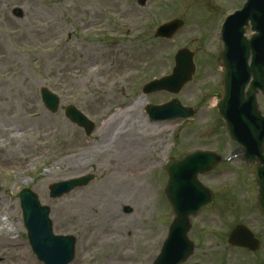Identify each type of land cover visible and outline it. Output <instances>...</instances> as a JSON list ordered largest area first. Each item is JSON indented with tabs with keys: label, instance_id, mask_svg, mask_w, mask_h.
Instances as JSON below:
<instances>
[{
	"label": "rangeland",
	"instance_id": "374dc122",
	"mask_svg": "<svg viewBox=\"0 0 264 264\" xmlns=\"http://www.w3.org/2000/svg\"><path fill=\"white\" fill-rule=\"evenodd\" d=\"M244 1L0 0V264H43L23 224L19 192L26 187L50 208L56 234L76 236L71 264L153 263L174 218L164 192L167 154L180 157L197 149L223 156L240 153L215 103L222 91L217 60L222 26ZM15 8L23 10L22 18L13 15ZM176 18L184 26L173 38L154 37L161 23ZM183 47L194 52L193 80L179 94L145 95L144 85L169 75ZM42 86L61 98L57 113L44 106ZM173 98L195 108L196 115L148 120L146 105ZM70 104L96 123L92 135L65 117ZM259 104L264 114V97ZM127 116H137L139 138L153 139L150 146L141 145L134 167L124 168L128 160L116 141L134 129ZM114 124L112 139L100 142L106 125ZM131 170L135 176L128 174ZM89 173L94 176L85 186L50 197L51 184ZM199 180L213 191L215 203L192 217L189 237L197 249L190 264L243 259V251L227 247L229 228L236 223L261 233L256 254L264 264V219L251 167L236 157ZM117 190L138 194V201L118 204L113 211L108 198ZM115 212L119 219H113Z\"/></svg>",
	"mask_w": 264,
	"mask_h": 264
},
{
	"label": "water",
	"instance_id": "95a60500",
	"mask_svg": "<svg viewBox=\"0 0 264 264\" xmlns=\"http://www.w3.org/2000/svg\"><path fill=\"white\" fill-rule=\"evenodd\" d=\"M16 14L20 15L21 11L17 10ZM249 21L252 29L256 31L251 40L244 36V26H248ZM182 24V21L166 24L158 29L156 35L170 37ZM224 40L225 51L220 57L224 64V93L219 109L233 139L244 146L246 161L254 167L259 185L258 203L264 213V118L256 101L258 89L264 92V0H247L244 9L228 19ZM251 53L253 61L249 66ZM194 71L192 53L181 50L176 56L173 75L150 83L145 91L167 88L178 92L192 78ZM251 76L253 80L245 93L244 88ZM41 92L46 106L56 112L60 103L58 97L46 88H42ZM148 110L154 118L188 117L194 114L191 108H182L177 100L155 109L150 106ZM66 114L84 126L87 133L93 130V123L75 107H68ZM220 160L217 154L204 151L195 152L179 160L172 159L168 163L170 177L166 192L176 219L171 226L163 252L155 264H179L194 250L193 244L187 238L190 228L189 216L196 215L203 208L213 204L212 193L197 180V174L211 170ZM88 180L89 178H85L52 185L51 196H60L74 185L84 184ZM20 196L29 237L39 258L46 264H66L73 257L74 238L52 234L48 220L49 209L40 206L37 195L26 189ZM230 243L251 249L258 246V241L244 226H238L233 231Z\"/></svg>",
	"mask_w": 264,
	"mask_h": 264
},
{
	"label": "bare ground",
	"instance_id": "6f19581e",
	"mask_svg": "<svg viewBox=\"0 0 264 264\" xmlns=\"http://www.w3.org/2000/svg\"><path fill=\"white\" fill-rule=\"evenodd\" d=\"M127 118H130V117L127 116ZM128 120H130V121L133 120V124H132L134 127L133 131L130 132L131 134L129 135V137L128 136L123 137V138L120 137L119 140L116 141V143H118V146H120L119 151L120 152L122 151L120 153V155L126 156L127 160H128V162L126 164H123L124 168L127 166L134 167V164H135L134 159L136 157H139L141 155V153H143V149L141 148V145L150 146L151 145L150 142H152V141L146 140L144 137L139 138V137H141V135L136 132V130H138L136 127L137 116L132 117ZM117 126L118 125H116V124L106 125V128L108 130L105 133L102 132V135H101L102 141H100V142L104 143V141H106V139H108V140L112 139L111 137L114 135V131L116 130ZM125 150H126V152H123ZM85 158H86V156H85ZM82 160H85L84 157ZM133 172H134V170H131V172L128 171V174L132 173L135 176L136 173H133ZM128 174L126 173L125 176H128L127 183H130L128 181H130L131 177ZM111 176L116 177V174L115 173H114V175L111 174ZM120 187L118 186V188H120ZM117 191H118V193L112 192L108 198L109 207L111 209H113V211L117 209L118 204H125V203H129V202L135 203L138 201V198H137L138 194L131 195V194H125L124 191H122V190H117ZM113 219L114 220L119 219V216L116 215V212L113 214Z\"/></svg>",
	"mask_w": 264,
	"mask_h": 264
},
{
	"label": "flooded vegetation",
	"instance_id": "af4514ba",
	"mask_svg": "<svg viewBox=\"0 0 264 264\" xmlns=\"http://www.w3.org/2000/svg\"><path fill=\"white\" fill-rule=\"evenodd\" d=\"M243 257H254L253 255H248V254H246V255H243ZM245 260L244 259H241V260H239L238 261V263L237 264H261V262H259V259H247L245 262H244ZM234 264H236L235 263V259H234Z\"/></svg>",
	"mask_w": 264,
	"mask_h": 264
}]
</instances>
